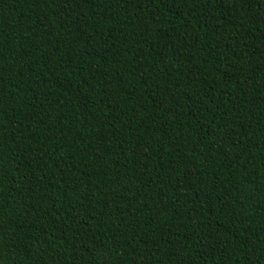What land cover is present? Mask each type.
<instances>
[{"label": "trees", "instance_id": "16d2710c", "mask_svg": "<svg viewBox=\"0 0 264 264\" xmlns=\"http://www.w3.org/2000/svg\"><path fill=\"white\" fill-rule=\"evenodd\" d=\"M0 264H264V0H0Z\"/></svg>", "mask_w": 264, "mask_h": 264}]
</instances>
